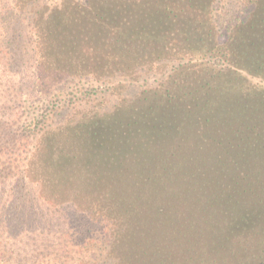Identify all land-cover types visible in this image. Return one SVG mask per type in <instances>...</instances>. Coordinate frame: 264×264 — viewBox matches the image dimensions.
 <instances>
[{"label":"trees","instance_id":"obj_1","mask_svg":"<svg viewBox=\"0 0 264 264\" xmlns=\"http://www.w3.org/2000/svg\"><path fill=\"white\" fill-rule=\"evenodd\" d=\"M5 8L0 264H264V0Z\"/></svg>","mask_w":264,"mask_h":264},{"label":"rangeland","instance_id":"obj_2","mask_svg":"<svg viewBox=\"0 0 264 264\" xmlns=\"http://www.w3.org/2000/svg\"><path fill=\"white\" fill-rule=\"evenodd\" d=\"M5 6H6V0H2L0 3V56H3L2 51L6 53L7 51L10 50L14 58L13 66L14 65L16 66L15 63H18L17 59L19 62H21V60L26 57V51L28 52L27 59L30 58L29 52L33 45H32V42L29 41L30 40L29 36L26 35L27 31H25L24 25L21 23V19L17 15H14L13 13H11L10 10L7 11ZM224 37L225 35L223 36V38ZM14 55L16 56L14 57ZM15 75L19 76V74L16 73V71H15ZM2 86L3 85L0 84V88ZM3 95L10 96L9 91L3 92ZM81 100L83 99H79V101ZM5 111L6 110H3V107L0 108V114ZM13 128L15 127H12V129ZM9 145H10L9 143H6L3 145L5 146L4 151L6 153H7ZM12 158H13V155H11V159ZM6 160H10L9 156H7ZM12 170H14V168L11 165L7 171L11 172ZM12 174L13 172L8 173L9 177L12 176ZM20 178H21V175H20ZM22 186H24L23 192H26V190H29V189L33 190L32 186L29 185V183L27 182L26 183L22 182ZM10 188L11 186H6L5 188L6 192L4 194L9 195L10 190H11ZM90 249L94 250V248H90ZM87 259L90 260L91 258L87 257L83 259V264H87V262H85L87 261Z\"/></svg>","mask_w":264,"mask_h":264}]
</instances>
